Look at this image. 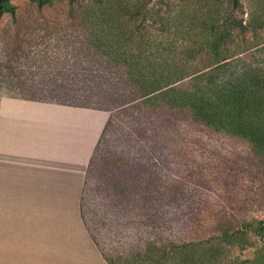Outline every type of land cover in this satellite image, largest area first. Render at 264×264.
Here are the masks:
<instances>
[{"label":"rangeland","instance_id":"obj_1","mask_svg":"<svg viewBox=\"0 0 264 264\" xmlns=\"http://www.w3.org/2000/svg\"><path fill=\"white\" fill-rule=\"evenodd\" d=\"M8 1L11 5L0 9L3 93L82 103L87 108H111L117 97L110 89L100 93L101 89L91 88L86 91L88 96L81 99L55 98L43 87L42 80H49L61 67L66 68L63 72L72 73L69 67L77 61L81 64L83 57L92 64L109 62V58L93 54L92 48L120 50L133 45L123 34L134 25L148 37L147 45L151 42L157 46L171 63L210 64L216 59L214 44L222 43L218 32L225 28L229 18L232 22L243 21L248 28L244 35L239 33L228 40V49L222 53L231 63L226 75L239 70L249 78L252 73L264 77V0H239L236 8L231 0ZM121 12L136 17L133 21L120 18L116 22ZM8 58L15 63L9 64ZM29 77L35 82L32 87L27 84ZM182 83L166 86L123 109L111 111L112 121L89 172L85 219L111 262L135 264L127 263L125 257L128 249L139 247L136 231L121 235L111 227L116 219L117 199H121L119 192L124 190L122 198L128 209L135 207L147 193L145 180L154 174L153 177L160 176L165 169L177 178L178 185L193 194L197 203L195 218L200 225L197 232L208 234L211 226L220 221V214L227 210L222 207L223 202L233 212L242 208L238 220L246 221V235L236 234L217 246L220 264H264V122L255 126L254 140L247 134L227 135V152L217 160L212 161L200 152L197 155L196 142L205 131L194 119L188 89L180 86ZM249 90L255 112L263 115L264 87ZM139 92L129 87L121 99ZM246 132L249 133L247 128ZM209 133L212 134L211 130ZM204 182L215 190L207 189ZM158 183L148 189H154ZM222 220L236 222L230 214Z\"/></svg>","mask_w":264,"mask_h":264},{"label":"trees","instance_id":"obj_2","mask_svg":"<svg viewBox=\"0 0 264 264\" xmlns=\"http://www.w3.org/2000/svg\"><path fill=\"white\" fill-rule=\"evenodd\" d=\"M231 1L233 7H238L239 0ZM8 5H11L8 0H0V9ZM117 15L118 20L116 22L120 18L133 21L136 17L135 14L128 12H121ZM127 24L129 25L128 22ZM134 26L129 27L126 34H123L124 39L129 40L133 45L126 46L120 50H118L119 48L100 46L92 48L93 54L104 56L102 57L104 59L109 58V62L102 61L98 64H92L88 62L89 60L86 57H83L84 61L81 64V61H77V64L75 63V65L69 67L73 71L72 73L63 72L66 68L61 67V71L49 80L46 78L42 80L43 87L48 90L49 95H55V98L73 97V99H81L88 96L86 91L90 92L89 89L91 88L101 89L100 93L110 89L112 95L117 97L115 104L111 108L94 107L107 110L109 117L87 171L85 191L91 164L106 133L107 126L112 121L111 111L113 109H123L143 96H147L166 86L174 87L183 82V85L180 86H186L188 89V100H190L195 112L194 119L199 123L200 129L205 131L204 134H200L196 142L195 154L198 155L199 152L205 154L212 161L226 154L228 146L225 138L227 135H239L238 133H240L239 136H242L241 134H247L249 136H246L250 140H254L255 126L264 122V114L255 112L256 110L252 103L253 94L249 90L256 86L264 87V77L259 76L257 73H252L249 78L245 76L244 71L240 72L239 70H235L233 74L226 75L231 63L228 62L222 53L228 49V40L233 39L236 34L244 35L246 33L248 26L243 21L232 22L230 18L228 22L226 21L225 28L218 32L220 35L219 40H222V43L214 44L213 51L216 59L210 64L205 62L200 64L198 61L171 63L163 56L157 46H154L151 42L147 45L148 37L146 38L144 33L138 30L139 26ZM216 33V30L212 31L213 35ZM6 38L10 39V36ZM7 60L9 64L15 63L10 61L11 58ZM31 80L34 79L29 77L27 84L32 87L35 82ZM129 87L131 89L134 88L137 92L140 91V94L121 99L123 93L128 91ZM18 97L39 99L34 96ZM53 102L85 107L81 105L82 103L71 104L60 100ZM246 128L249 133L246 132ZM209 130H211L212 134L209 133ZM161 173L160 176L153 177L156 175L154 174L145 180L147 193L142 203L136 205L137 208L133 206L128 209L127 203L122 198L125 193L124 190L122 189L119 192L121 199H117L116 219L112 221L111 227L113 226L115 233L121 235H125L127 232L133 234L134 229L136 231L135 241L139 244V247L127 250V257H125L127 263H222L217 246L223 240L229 239L236 234L242 233L246 235L245 231L248 228L246 221L242 223L238 220L242 208L233 212L229 207L227 208L226 202H223L222 207L227 210L220 214V221L216 225L211 226L212 228L208 234L201 231L197 232V230H200V225L195 218L197 212L194 204L197 205V203L193 200V194L188 193L186 189L184 190L181 185H178L177 178L171 176L170 173H166L165 169ZM157 181H159L157 187L148 189L150 185L154 186ZM204 186L209 190H215L206 182H204ZM85 191L83 192V201H81V214L84 223L103 258L108 264H114L106 257L104 249L85 219ZM217 193L222 196L218 189ZM227 214H230L236 221H234L235 224L231 222L224 223V220L221 222V219ZM260 227L263 226L260 225Z\"/></svg>","mask_w":264,"mask_h":264},{"label":"crops","instance_id":"obj_3","mask_svg":"<svg viewBox=\"0 0 264 264\" xmlns=\"http://www.w3.org/2000/svg\"><path fill=\"white\" fill-rule=\"evenodd\" d=\"M108 117L0 92V264H108L81 214Z\"/></svg>","mask_w":264,"mask_h":264}]
</instances>
